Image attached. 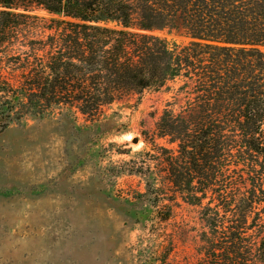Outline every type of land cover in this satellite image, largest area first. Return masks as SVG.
I'll return each mask as SVG.
<instances>
[{
    "label": "trees",
    "instance_id": "trees-1",
    "mask_svg": "<svg viewBox=\"0 0 264 264\" xmlns=\"http://www.w3.org/2000/svg\"><path fill=\"white\" fill-rule=\"evenodd\" d=\"M29 31L43 34L19 40ZM15 40L19 76L1 111L67 108L92 121L176 86L154 128L174 146L146 134L159 167L131 172L167 208L161 222L164 201L199 209L198 257L174 264H264V0H0V46ZM170 251L162 244L156 263Z\"/></svg>",
    "mask_w": 264,
    "mask_h": 264
},
{
    "label": "rangeland",
    "instance_id": "rangeland-1",
    "mask_svg": "<svg viewBox=\"0 0 264 264\" xmlns=\"http://www.w3.org/2000/svg\"><path fill=\"white\" fill-rule=\"evenodd\" d=\"M37 31L18 38H41ZM19 46H0V86L11 89L0 95L6 106L19 76ZM175 87L124 97L92 121L67 108L0 110V264H157L167 243L169 264L196 261L205 229L199 209L164 201L172 213L161 222L167 208L131 173L159 167L146 134L174 146L154 128Z\"/></svg>",
    "mask_w": 264,
    "mask_h": 264
}]
</instances>
